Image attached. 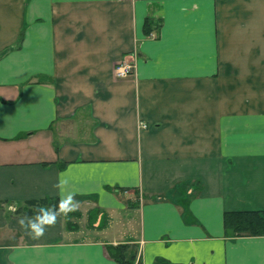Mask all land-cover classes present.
I'll use <instances>...</instances> for the list:
<instances>
[{
    "label": "crops",
    "instance_id": "crops-1",
    "mask_svg": "<svg viewBox=\"0 0 264 264\" xmlns=\"http://www.w3.org/2000/svg\"><path fill=\"white\" fill-rule=\"evenodd\" d=\"M239 211H264V0H0V264H264Z\"/></svg>",
    "mask_w": 264,
    "mask_h": 264
},
{
    "label": "trees",
    "instance_id": "trees-1",
    "mask_svg": "<svg viewBox=\"0 0 264 264\" xmlns=\"http://www.w3.org/2000/svg\"><path fill=\"white\" fill-rule=\"evenodd\" d=\"M154 23L151 19H145L143 24V33L148 36L154 31ZM46 202H30L28 206L32 209L26 211L28 214H37L41 207ZM57 205L54 203V210H57ZM223 228L226 233L235 237H258L264 236V211H239L226 212L223 215ZM111 258L119 264H124L121 251L115 248L111 253ZM139 264V263H137ZM153 264H170L168 261L158 258Z\"/></svg>",
    "mask_w": 264,
    "mask_h": 264
},
{
    "label": "clouds",
    "instance_id": "clouds-1",
    "mask_svg": "<svg viewBox=\"0 0 264 264\" xmlns=\"http://www.w3.org/2000/svg\"><path fill=\"white\" fill-rule=\"evenodd\" d=\"M63 181H61V184ZM76 207V204L71 201V194L64 197L60 201V211L67 213L73 211ZM57 212L51 208H42L36 214L35 218L21 217L18 220V223L22 228L26 230V233L32 238H38L44 234L45 224H52L55 222Z\"/></svg>",
    "mask_w": 264,
    "mask_h": 264
},
{
    "label": "built area",
    "instance_id": "built-area-1",
    "mask_svg": "<svg viewBox=\"0 0 264 264\" xmlns=\"http://www.w3.org/2000/svg\"><path fill=\"white\" fill-rule=\"evenodd\" d=\"M134 58L135 55L133 56L130 55V57H123L117 60L112 68L113 77L117 79H123L133 74L135 69ZM139 127L145 128L146 126L143 123H141L139 124Z\"/></svg>",
    "mask_w": 264,
    "mask_h": 264
}]
</instances>
